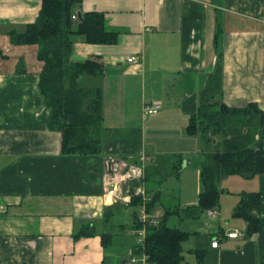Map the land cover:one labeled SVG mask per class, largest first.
<instances>
[{
	"label": "crops",
	"instance_id": "1",
	"mask_svg": "<svg viewBox=\"0 0 264 264\" xmlns=\"http://www.w3.org/2000/svg\"><path fill=\"white\" fill-rule=\"evenodd\" d=\"M41 4L0 0V264H102L104 258L142 264L133 246L143 242L124 228V215L132 211L118 206L130 201L107 195L103 185L110 159L144 168L140 183L150 198H159L150 214L161 218L173 210L168 223L189 233L186 264H196L195 251L204 252L202 264H264V174L224 176L213 216L175 212L197 204L206 146L187 130L197 109L255 104L264 113V0H80L77 16L99 13L105 31L116 35L113 44L72 37L73 58L103 67L101 75L78 79L79 86L102 93L97 155L62 153L61 133L48 127L50 110L38 88V48L10 41L8 33L24 31ZM132 56L136 60L128 62ZM147 104H159L158 111L145 114ZM188 169L197 177L195 198L166 207L167 178L179 181ZM249 192L260 195L254 234H245L246 223L233 217L241 194ZM110 208L116 213L112 229L104 222ZM93 223L96 235L74 240L82 225ZM126 230L134 240L125 242V254L110 251L111 243L104 250L101 233L117 237ZM234 231L244 235L229 238Z\"/></svg>",
	"mask_w": 264,
	"mask_h": 264
},
{
	"label": "trees",
	"instance_id": "2",
	"mask_svg": "<svg viewBox=\"0 0 264 264\" xmlns=\"http://www.w3.org/2000/svg\"><path fill=\"white\" fill-rule=\"evenodd\" d=\"M41 2L36 20L28 24L24 31H10V41L15 45H36L38 48L37 59L42 62L38 88L50 110L48 127L61 133L62 153L100 154L102 93L98 88L79 86L78 79L81 76L101 75L103 67L92 59L73 58L72 37L80 35L88 43L113 44L116 35L105 31L103 16L99 13H84L78 17L74 9L80 0ZM187 130L199 136L206 149L201 153L197 204L182 209L176 207L175 212L179 210L182 217L199 218L206 210L218 206L221 195L219 183L224 176L239 175L250 179L264 174V113L255 104L241 108L228 107L222 103L218 106L203 105L192 115ZM255 134H258L257 139ZM158 199L151 196L146 203L148 213L154 211ZM140 205L139 197H132L126 206L118 205L121 209L129 207L132 211L130 217L133 222L122 227L132 230L142 227L136 216ZM259 206V193L241 194L233 217L246 223L245 234L258 232ZM173 212L165 209L156 225L147 224L143 243L133 246L134 252L146 255L151 264H186L183 242L189 233L168 223ZM113 213L110 208L104 215L105 225L110 229L116 226L109 223ZM94 235L93 223L82 225L73 238L77 240ZM100 236L102 246L107 250L113 235L103 232ZM195 255L196 264H202L204 252L195 251ZM102 264L110 263L104 258Z\"/></svg>",
	"mask_w": 264,
	"mask_h": 264
},
{
	"label": "built area",
	"instance_id": "3",
	"mask_svg": "<svg viewBox=\"0 0 264 264\" xmlns=\"http://www.w3.org/2000/svg\"><path fill=\"white\" fill-rule=\"evenodd\" d=\"M75 18V16H73ZM136 60L135 56L130 57L127 61L133 62ZM159 109V104H147L144 106L145 114L156 113ZM106 176L103 179V185L106 194L114 197L116 200H129L132 197L141 198V205L138 211V220L142 227L133 230V234L137 236L138 242L141 243L145 237V226L147 224L156 225L158 223V216L147 212L146 203L150 200V196L146 193L144 185L140 180L143 178L144 168L136 165H130L122 160L110 159L107 160ZM132 180L138 182V184L132 185ZM206 214L213 216L217 214L215 209H208ZM244 233L237 231L228 233L229 238H237L243 236ZM218 240L215 239L212 243V247H217ZM142 264H151L147 260V256L142 254L140 257ZM132 261H135L133 258Z\"/></svg>",
	"mask_w": 264,
	"mask_h": 264
},
{
	"label": "rangeland",
	"instance_id": "4",
	"mask_svg": "<svg viewBox=\"0 0 264 264\" xmlns=\"http://www.w3.org/2000/svg\"><path fill=\"white\" fill-rule=\"evenodd\" d=\"M184 172V173H183ZM183 174H181L180 180L178 181V178L175 177H168L164 186H163V203L166 207L173 208L177 203L178 199L182 200V202H186L192 198H195V189L197 184V177H195L194 171L192 170H184L182 171ZM181 188V192L178 190V188ZM186 200V201H185ZM124 222L129 225L130 224V213H126L124 215ZM114 234H118L116 232H113ZM133 236H130V233L126 230L125 233H122L120 236H115L114 239L111 241V245L109 247V250L114 251L116 248L117 252L125 254L127 251V245L125 244L128 242H133ZM191 239L186 240L183 242L184 248L187 247L190 243ZM125 244V245H124ZM186 253V252H185Z\"/></svg>",
	"mask_w": 264,
	"mask_h": 264
},
{
	"label": "water",
	"instance_id": "5",
	"mask_svg": "<svg viewBox=\"0 0 264 264\" xmlns=\"http://www.w3.org/2000/svg\"><path fill=\"white\" fill-rule=\"evenodd\" d=\"M78 16H80V14Z\"/></svg>",
	"mask_w": 264,
	"mask_h": 264
}]
</instances>
